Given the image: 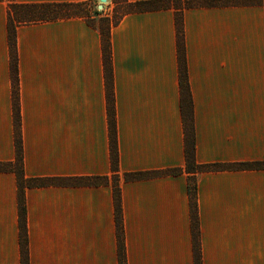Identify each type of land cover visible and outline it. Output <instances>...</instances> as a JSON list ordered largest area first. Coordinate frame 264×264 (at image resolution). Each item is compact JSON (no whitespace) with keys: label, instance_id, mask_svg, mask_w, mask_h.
Listing matches in <instances>:
<instances>
[{"label":"crops","instance_id":"crops-1","mask_svg":"<svg viewBox=\"0 0 264 264\" xmlns=\"http://www.w3.org/2000/svg\"><path fill=\"white\" fill-rule=\"evenodd\" d=\"M85 1L94 0H14ZM186 1H214L181 9L195 161L264 162V0ZM7 13L0 0V164L15 161ZM175 17L172 4L110 28L125 264H195L192 178L200 264H264V169H184ZM92 20L15 27L23 173L58 180L24 188L28 264H119L101 21ZM86 177L109 181L73 183ZM18 191L16 174L1 170L0 264H22Z\"/></svg>","mask_w":264,"mask_h":264},{"label":"trees","instance_id":"trees-1","mask_svg":"<svg viewBox=\"0 0 264 264\" xmlns=\"http://www.w3.org/2000/svg\"><path fill=\"white\" fill-rule=\"evenodd\" d=\"M246 0L245 2H247ZM251 0H249L250 2ZM122 8L118 17L113 19H103L100 23V33L103 50V65L106 81V98L108 103V115L110 126V154L112 175L110 177L113 187L114 196V213L116 233L118 235L119 247L118 257L119 264H125V253L122 243V224H121V206L119 193V178L117 175V147L114 121V96L112 85V72L110 62V43L109 33L110 28L115 26L122 15L131 12L154 11L160 9H167L173 4L176 6V38L178 44V59L180 66V89H181V113L184 122L185 131V171L192 175L202 171H216L222 169H264V162L240 163V164H197L194 157V140L192 127V104L190 99L189 87L186 77L184 47H183V32L181 25V9L195 7L201 4H214V1L199 2L186 0H144L129 2L127 0H112ZM85 2H60V3H40V4H19L14 0H8V43L10 51V67L13 82V108H14V125L15 133V161L14 163L0 164L1 170H11L16 174L18 181V195H19V233L21 244V259L22 264H28L26 251V225H25V205H24V188L29 186H43L47 184H54L58 180L55 179H29L24 176L22 169V155H21V140L19 134V114L17 104V65H16V51H15V27L19 24L40 23L46 21H55L59 19L69 18H83L90 22L89 16L84 15ZM23 10L24 12H22ZM97 13V11H96ZM180 169L164 170L158 172H134L123 174L126 181L140 180L144 178L161 176L167 174H177ZM109 179L107 177H86L73 179V183L79 185H94L96 183L107 184ZM188 193L190 196V218L193 238V251L195 264H200V254L198 245V224H197V205H196V186L195 180L192 178L188 185Z\"/></svg>","mask_w":264,"mask_h":264},{"label":"rangeland","instance_id":"rangeland-1","mask_svg":"<svg viewBox=\"0 0 264 264\" xmlns=\"http://www.w3.org/2000/svg\"><path fill=\"white\" fill-rule=\"evenodd\" d=\"M86 3H87L85 5L86 10L84 11L83 14L89 16L90 18L94 17L95 19L93 20L91 19L92 23H97L98 22L97 19L99 21L106 18L113 19L115 17H118L122 11L121 9L122 7L112 2V0H106V2L102 4H100L99 0H94L93 2L86 1ZM98 5H101L102 8L98 9L97 8ZM21 11L24 12L23 10Z\"/></svg>","mask_w":264,"mask_h":264},{"label":"water","instance_id":"water-1","mask_svg":"<svg viewBox=\"0 0 264 264\" xmlns=\"http://www.w3.org/2000/svg\"><path fill=\"white\" fill-rule=\"evenodd\" d=\"M99 2H100V4H102V3L106 2V0H99ZM97 8H98V9H101L102 6H101V5H98Z\"/></svg>","mask_w":264,"mask_h":264}]
</instances>
